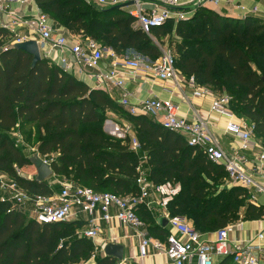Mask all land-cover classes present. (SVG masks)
<instances>
[{
    "label": "trees",
    "instance_id": "1",
    "mask_svg": "<svg viewBox=\"0 0 264 264\" xmlns=\"http://www.w3.org/2000/svg\"><path fill=\"white\" fill-rule=\"evenodd\" d=\"M35 2L73 36L93 39L120 57L127 49L152 61L162 55L156 39L166 25L151 32L155 42L135 27L124 8H95L86 0ZM173 29L180 39L173 40L178 73L194 77L216 94L226 91L232 111L254 125L255 138L264 148V22L222 17L200 7ZM13 41L11 32L0 27V171L26 192L52 196L54 186L19 173L33 166L9 135L20 128L25 135L33 133L41 157L56 155L50 161L56 176L97 193L137 195L138 169L146 155L149 181L180 186L167 206L169 217L186 220L201 234L241 219L264 218V207L252 204L250 192L230 186L225 168L190 146L184 135L165 129L152 117L130 114L107 92L89 88L49 59L42 58L33 69V57L15 49ZM109 112L129 118L141 146L139 154L132 152L130 137L118 139L105 131L103 121ZM137 214L151 236L162 240L169 236L168 228L159 223L161 217L145 204ZM84 225L82 221L40 225L1 202L0 192V264L88 262L95 253L93 240L79 235L77 228ZM95 258L96 264L120 262L111 256Z\"/></svg>",
    "mask_w": 264,
    "mask_h": 264
},
{
    "label": "built area",
    "instance_id": "2",
    "mask_svg": "<svg viewBox=\"0 0 264 264\" xmlns=\"http://www.w3.org/2000/svg\"><path fill=\"white\" fill-rule=\"evenodd\" d=\"M18 1L22 4L27 2ZM207 1L218 3L219 0ZM131 2L133 5L128 6V13L134 18L135 27L147 35H151L155 28L164 26L171 20L178 23L193 15L182 10L188 0H113L112 4L117 6ZM99 3L107 4V0H99ZM2 14L6 19L0 27L9 29L13 25L29 29L42 44L49 46L48 57L52 62L67 73L72 70L73 64L70 62L95 71L96 82L100 88H116L123 91L120 105L130 114L161 119L160 124L165 129L186 136L190 146L201 149L211 162L225 168L230 186L244 188L252 194L250 199L252 203H257L256 193L264 194V181L261 180L264 179V151L253 161L246 155L253 153L257 146L255 127L235 115L231 109V97L226 92L215 95L201 87L194 77L189 79V85L194 90L192 96L210 100L213 115L227 120L225 133L232 136L237 144L231 155L220 147L212 136L207 122L201 118H195L190 122L180 116L178 107L172 100L146 99L136 105L130 102L131 94L126 89V81L120 77L121 69L127 70L132 78L138 73H145L161 81L173 82L178 89L182 87L183 76L177 71L176 56L172 50H164L161 57L154 61L145 56L120 57L93 39L71 40L60 34L50 16L43 11H39L34 18L26 19L16 11L9 10L8 0H0V15ZM25 41L28 40L18 39L14 44ZM58 54L61 56H57ZM68 55L72 58L68 59ZM107 55L116 59L111 70L102 69V62ZM113 133L120 135L121 139L130 137L131 150L133 152L140 150V143L131 134L130 126L120 127L117 124ZM137 184L139 186L137 195L120 197L108 192L97 193L91 188L77 186L67 181L60 184V193L42 196L32 195L7 175H0L1 202L8 204L11 209L24 212L40 225L72 222L80 212L90 218L87 229L80 232V236L94 241L102 233L99 221L107 224L117 221L126 229L136 231L140 238L142 256L153 251L155 254L166 256L172 264H216V259H222L224 262L227 260V263L232 264H264V231L245 244H233L230 241V234L241 225L238 222L218 230L215 232V238L208 241L204 234L199 233L186 220L169 217L167 206L178 195L180 188L174 187L171 183L155 185L143 175H140ZM153 194L161 197L163 216L169 220L171 232L165 240L150 236L145 230L144 221L137 214L138 207L148 204Z\"/></svg>",
    "mask_w": 264,
    "mask_h": 264
},
{
    "label": "crops",
    "instance_id": "3",
    "mask_svg": "<svg viewBox=\"0 0 264 264\" xmlns=\"http://www.w3.org/2000/svg\"><path fill=\"white\" fill-rule=\"evenodd\" d=\"M86 1L89 4L94 5L98 8H109L115 6L112 4L113 0H107V4L104 5H101L99 3V0H86ZM195 5H201V7H205L209 10H212L222 17L238 19V20H244L248 17H254L264 22V0H219L218 3H213L212 1H207V0H200V1L188 0L185 6L182 7V10L188 13H192L194 15L195 10L189 11L188 8H191ZM8 7L9 10L16 11L21 17H25L26 19L34 18L39 14V11H41L40 8L37 6L36 2L31 0H27V2L23 4L18 0H8ZM124 9L128 11V7H125ZM148 9H150V7ZM5 19L6 17L4 14L0 15V24L3 23ZM172 21L173 20L169 22ZM52 22L60 34L66 35L67 37L71 38V40L76 38L75 36L70 34L67 29L57 25L53 20ZM7 30H9L13 35V39H14L13 44L18 39H22V38H26L28 41L29 40L38 41L39 46L41 48L42 58L49 59L52 62V60L48 57L49 46L42 44L39 41V38L33 35L29 29L22 26L12 25L11 28ZM57 56L60 57L61 55L58 54ZM71 58L72 57L68 55V59ZM115 61H116L115 58L107 55L102 62V69L111 70L112 64ZM70 63L73 64L72 70L71 72H69L70 75L74 76L77 80L85 83L91 89H100L107 92L116 102L120 103V101L123 98L122 90L116 88H108V89L100 88L96 82L95 71L84 69L82 66L76 65L73 62ZM120 72H121L120 77L121 78L123 77L126 81V89L131 94L130 102L133 105L139 104L140 101L146 99L172 100L174 104L178 107V113L180 116L187 118V120L190 122L195 118H201L203 121L207 122L209 125V129L212 133V136L217 140L220 147L228 155L233 154V151L236 148L237 144L232 136L227 135L225 133L227 120L213 115V113L211 112L210 100L204 98H194L192 96L194 90L192 86L189 85L190 78L183 76L182 87L178 89L173 82L161 81L149 74L138 73L134 78H132L129 76L127 70L121 69ZM214 94L219 95L216 93ZM154 120L160 123L161 119L158 120L154 119ZM105 131L107 132L106 129ZM108 134L113 135L110 132ZM131 134L134 136L132 132ZM255 140L257 142L255 151L253 153H246V155L249 157L251 161L255 160L256 157L260 153H262V151H264V148L261 145V143L256 138ZM139 152L140 150L134 153L139 154ZM146 161H147V156L146 155L142 156L141 164L139 166L138 171L140 172V175H143L148 180L146 170L143 169L144 165L146 164ZM261 180L264 181V179ZM172 185L174 187L180 188L179 185H174V184ZM60 190L61 188L59 186L58 193H60ZM55 194L56 193H54L53 195ZM256 197H257V203H252V204H254L257 207L258 206L264 207V194L256 193ZM155 199H157V201H154ZM160 202H161V197L156 194H153L151 198L148 200V204H145V206L153 212L155 217L166 218L165 216H163V208L160 206ZM89 220L90 218L88 215L79 212L76 219L72 222L82 221L85 224L83 230H86L88 227ZM238 222L241 223V225L238 226L234 230V232L230 234V241L233 244L235 243L245 244L250 240H252L258 233L264 231V218L257 221H245L241 219ZM98 224L102 229L101 231L102 233L93 242L98 243L99 247H101L103 252L105 250V247L109 244L122 246L124 258L123 261H120L119 263L125 262L126 264H172L167 259L166 256H164L163 254H155L153 251H149L148 255L142 256L140 250V238L138 237L136 231L131 229H126L122 224H120L117 221H114L111 224H107L103 221H99ZM147 227L148 226L145 224V230L148 232ZM167 228L171 232V228L169 224ZM204 238L207 239L208 241H212L215 238V233L204 234ZM223 263L224 260L216 259V264H223ZM226 264H232V263H226Z\"/></svg>",
    "mask_w": 264,
    "mask_h": 264
},
{
    "label": "rangeland",
    "instance_id": "4",
    "mask_svg": "<svg viewBox=\"0 0 264 264\" xmlns=\"http://www.w3.org/2000/svg\"><path fill=\"white\" fill-rule=\"evenodd\" d=\"M88 3V2H87ZM89 4V3H88ZM91 5V4H89ZM95 8H98L94 5H91ZM106 7V6H104ZM166 27H165V31L164 33L162 34V36L158 39L154 38V36L149 35L151 37V39L153 41H155V39L157 40L156 44L159 46L162 54L164 52V50H172L174 52V54L176 55L177 57V54H176V51L174 49L175 47V44L173 43V40H180L178 37L175 36V32H174V20L171 22V23H167L165 24ZM75 36V35H74ZM76 38H82L80 37L79 35L78 36H75ZM172 43V45H171ZM126 56H130V57H136V56H143L141 55L140 53H138L137 51H135L134 49H127L124 53ZM205 89H208V90H212L211 88H208V87H204V86H201ZM120 126V127H123V126H130L132 128V123L131 121L129 120L128 117H126L125 115L123 114H119V113H115V112H109L107 114V117L104 119L103 121V126L104 128L107 130V132L113 134L112 136L115 137V138H118V139H121L120 135L118 134H115V133H112L114 131V126L117 125ZM9 135L10 137H12V139L14 140V142L23 150L24 154L28 157H32L34 156L35 154H37V149L35 148V139H34V136H33V133L31 134L30 132L26 133V135L21 131V128L19 130H15V131H11L9 132ZM53 157H56V155H52L50 157H43L47 162H50L51 159ZM144 169V168H143ZM19 173L24 176V177H28V178H33L36 176V170L33 166H30V167H27V168H24V169H21L19 171ZM4 172L0 171V175L4 176ZM6 175V174H5ZM69 182L70 180H66L65 178L63 177H58L56 176L55 174L49 178L48 182L54 186V193H58L59 191V186L61 183H64V182ZM154 201H157V199H155ZM79 233L82 232L83 228H77ZM93 246H94V257H92L88 262H82L81 264H96V258L95 256L99 257H104V252L102 251L101 247H99L98 243H95L93 242ZM117 264H126V263H117Z\"/></svg>",
    "mask_w": 264,
    "mask_h": 264
},
{
    "label": "water",
    "instance_id": "5",
    "mask_svg": "<svg viewBox=\"0 0 264 264\" xmlns=\"http://www.w3.org/2000/svg\"><path fill=\"white\" fill-rule=\"evenodd\" d=\"M130 5H133V2L129 4H124V5H118L116 7L118 8H125ZM201 7V5H195L191 8H188L189 11L191 10H197ZM14 48L17 50H23L30 54L33 57L32 60V68L34 69L38 63L42 60V54H41V48L39 46L38 41L36 40H29L21 43H16L14 44ZM35 170H36V180L39 182L48 180L50 177L54 175L53 169L51 167V164L48 163L43 157H41L38 153L35 154L30 158ZM159 223L163 227H167L169 224V220L167 218H161L159 219ZM105 255L106 256H111L118 261H123V247L115 244H109L105 247Z\"/></svg>",
    "mask_w": 264,
    "mask_h": 264
}]
</instances>
